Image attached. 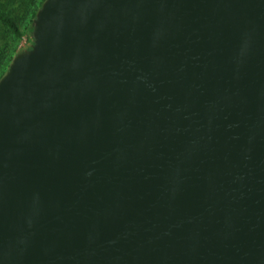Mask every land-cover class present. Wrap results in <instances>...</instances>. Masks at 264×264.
Masks as SVG:
<instances>
[{
  "label": "water",
  "instance_id": "95a60500",
  "mask_svg": "<svg viewBox=\"0 0 264 264\" xmlns=\"http://www.w3.org/2000/svg\"><path fill=\"white\" fill-rule=\"evenodd\" d=\"M0 77V264H264V0H44Z\"/></svg>",
  "mask_w": 264,
  "mask_h": 264
},
{
  "label": "rangeland",
  "instance_id": "374dc122",
  "mask_svg": "<svg viewBox=\"0 0 264 264\" xmlns=\"http://www.w3.org/2000/svg\"><path fill=\"white\" fill-rule=\"evenodd\" d=\"M43 0H0V13L16 24L18 32H13L0 19V76L8 69L13 56L32 42L28 31L34 9Z\"/></svg>",
  "mask_w": 264,
  "mask_h": 264
},
{
  "label": "trees",
  "instance_id": "16d2710c",
  "mask_svg": "<svg viewBox=\"0 0 264 264\" xmlns=\"http://www.w3.org/2000/svg\"><path fill=\"white\" fill-rule=\"evenodd\" d=\"M44 1V0H43ZM42 5V2L34 9V11H33V17H32V19L30 20V23H29V26H28V31L30 32V33H32V30H33V18L35 17V15H36V12H37V10L40 8V6ZM0 19L4 22V23H6V25L7 26H9L10 27V29L13 31V32H18V28H17V26H16V24L13 22V20H11L10 18H8V17H6V16H4V15H2L1 13H0ZM4 74V73H3ZM2 76V75H1ZM0 76V77H1Z\"/></svg>",
  "mask_w": 264,
  "mask_h": 264
}]
</instances>
